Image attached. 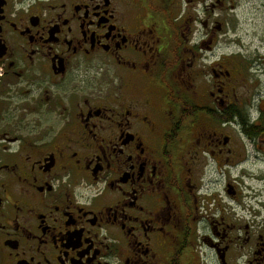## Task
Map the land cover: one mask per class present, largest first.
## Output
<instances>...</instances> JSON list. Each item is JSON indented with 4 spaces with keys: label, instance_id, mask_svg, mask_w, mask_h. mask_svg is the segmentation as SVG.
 <instances>
[{
    "label": "flooded vegetation",
    "instance_id": "flooded-vegetation-1",
    "mask_svg": "<svg viewBox=\"0 0 264 264\" xmlns=\"http://www.w3.org/2000/svg\"><path fill=\"white\" fill-rule=\"evenodd\" d=\"M0 264H264V0H0Z\"/></svg>",
    "mask_w": 264,
    "mask_h": 264
}]
</instances>
